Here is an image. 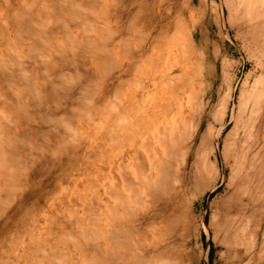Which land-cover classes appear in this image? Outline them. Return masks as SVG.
Segmentation results:
<instances>
[{
  "label": "bare ground",
  "instance_id": "bare-ground-1",
  "mask_svg": "<svg viewBox=\"0 0 264 264\" xmlns=\"http://www.w3.org/2000/svg\"><path fill=\"white\" fill-rule=\"evenodd\" d=\"M227 1L222 0L223 3ZM160 3L158 0H0V196L4 190L8 193L20 186L24 177L22 164L29 160V163L37 165L43 159H50L51 154L41 150L47 148L51 151L50 148L55 144L50 145V139L55 135L56 129L62 130L64 126V120L57 116V108L64 106L63 99L77 88L75 85L81 82L83 73L78 69V73H75V68L63 70V63L75 65L72 62L77 55L82 59L81 53L91 52L85 58L102 62L96 68L106 72L109 52L113 55L119 52L121 37L115 40L113 34L102 32L99 35L98 32L111 30L117 37L124 34L125 37L134 38V15L151 9L157 15L163 13L167 19L164 27V129H160L155 136V141L163 149L156 150V145L147 137L146 149L142 152H123L120 162L102 161L96 178L102 193V211L99 212L101 229L99 233L80 232L87 243L91 238H97L99 255L93 257L90 252H86L83 264H186V257H183L185 251L182 249L183 253L175 244L178 241L183 247L187 246L194 237L200 235L201 230L209 234L205 210L199 216L195 214L197 200L203 198L209 190H214L220 182H223L227 193L224 205H220L222 208L218 223L223 234L220 238L229 252L226 262L249 263L252 246L249 244L251 242L248 243L250 240H246L244 230L247 228L244 225L247 222L244 224L242 217L255 199L264 196V25L260 20L256 0L237 2L238 7L243 9L244 13L241 14L244 16L238 13V20H233L235 23L232 21L236 25L238 15L243 17L239 22L242 21L247 44L242 41L246 46L241 45L247 48L246 58L252 62L251 75L254 76V73L255 76L249 85L246 79L243 86H240L241 100L239 99V103L237 101L236 115L231 116L235 119L237 128L234 126L236 134L233 135L235 132L232 130L229 148L223 149L227 151L222 153L224 157L227 156L223 157L224 168L228 169L226 173L217 170L214 161H210L212 148L216 150L217 147V144L213 143V147L211 143L208 144L212 141L209 135L214 136V125H206V131L200 136L201 143L198 142L200 144L196 147L197 134L203 120L198 118L196 122L195 116L190 112L192 107L189 108L185 103L188 101L189 104L193 93L191 90L185 94L182 77L193 69L188 70L187 64L191 65L194 58L197 59V55L194 57L192 54L191 46V36L194 34L191 33L190 36L188 24L184 25L179 17L177 24L182 25L177 31L184 32L181 36L174 33L170 19L173 11L178 13L180 10L170 2ZM124 12L132 14L127 26L117 24ZM92 22L98 31L88 37ZM72 27L79 30H73ZM91 36H95V39ZM139 37L145 36L140 34ZM162 37L160 34L152 42L159 43ZM94 48L99 49L96 54L92 53ZM212 52L221 60L223 68L229 65L218 48ZM121 64H117L116 68ZM136 64H127V69L137 68V61ZM128 78L127 74L121 76L114 91L121 89ZM108 95L109 89L105 85L100 96L93 97L96 98L95 101L91 99L94 105L97 104L94 116L107 112L105 107ZM79 97L74 101L75 105L66 111H74L75 114L79 107L92 105L86 100L88 97ZM203 106L206 105L203 103ZM90 108L92 109L91 106ZM82 114L74 116L85 119L86 115V120L82 118V121L88 125L97 123L90 117V112ZM226 123L225 118L215 135L220 136ZM71 132L72 128L65 133ZM61 146L62 144L56 148L60 149ZM125 155H131V160L123 162ZM192 158L194 168L189 177L192 183L184 196L182 191L174 187L178 177L177 167L181 161L184 166L187 164L189 167ZM89 184L92 187V183ZM112 197L115 198L114 204L110 202ZM8 202L0 200V210ZM83 210V216L88 214L91 220L89 216H94L92 212L85 207ZM83 216L79 218L82 219ZM246 220L250 221L249 217L247 219L246 216ZM212 221L213 225L215 221ZM34 249H31L33 257L27 259V264H41L39 255L37 256L40 248ZM188 254L187 250L185 255ZM24 257L25 254L22 256L23 260Z\"/></svg>",
  "mask_w": 264,
  "mask_h": 264
},
{
  "label": "rangeland",
  "instance_id": "rangeland-1",
  "mask_svg": "<svg viewBox=\"0 0 264 264\" xmlns=\"http://www.w3.org/2000/svg\"><path fill=\"white\" fill-rule=\"evenodd\" d=\"M158 1L163 4L170 2L174 8L180 10L178 13L173 11L172 16L170 15L174 33L181 36L184 32V30L180 33L177 31L182 25V23L177 24L179 17L184 25L188 24L187 31L190 36L191 33L194 34L193 37L191 36V46L192 54L194 57L197 55V59L194 58L193 63L187 65L188 70L193 68L195 72L192 69L189 74L182 77L185 94L191 90L193 93L189 104H187L188 101L185 103L189 108L192 107L190 112L195 116L196 122L198 118L203 120L197 134L196 147L201 143L200 136L202 137L207 126L214 125L212 126L214 136L213 134L209 135L212 141H209L208 144L211 143L213 147L214 143L217 144V147L216 150L212 148L210 161H214L212 163L217 170L226 173L228 169L224 168L225 160L223 159L227 157V153L226 157L222 153L227 151L223 149L229 148V140L236 134L233 130L234 126L237 128L235 119H232L231 116L236 115V108H238L236 104L241 100L240 86H243L242 83L246 79L247 85H249L255 76L254 73V76L251 75L252 62L246 58L247 48L243 47L247 40H245L246 36L242 29V21L239 22L243 19L240 15L244 16L241 14V12L244 13L243 9L241 6L238 7L241 0H228L225 3L222 0ZM239 4L243 5L241 2ZM256 6L260 20L264 25V0H256ZM238 13H240L238 15L239 24L236 21L238 26L236 27L233 20H238L236 16ZM133 18H135V23H133L132 33L136 35L134 38L125 37L124 34L117 37L111 30L98 32L99 35L102 32L113 34L115 40L121 37L119 52L113 55L108 50L110 59L106 72L101 68H96L102 62L85 58L91 52L81 53L82 59L77 55L75 61L72 62L75 64H72L73 67L68 63H63V70L75 68V73L82 70L81 82L76 84L77 88L75 87V90L63 99L66 103L64 102L62 109L57 108V116L64 120V126L62 130L61 128L56 129L55 135L50 139V145L55 144L53 148L49 146L51 151L47 148L48 151L44 148L41 150V152L43 150L49 152L50 159H43L37 165L29 163V160L22 164L25 179L22 178L20 186L8 193L5 190L1 193L0 200L9 202L6 207L0 210V264H15V262L27 264V259L33 257L31 249L34 247L40 248V253H37V256L39 255L41 264H83L86 252H90L93 257H98L99 241H96L97 238H91L87 243L80 232L99 233L101 229L99 212L102 211V193L96 178L102 161L120 162L123 152L125 154L135 150L142 152L144 148L146 149L147 137H150L152 143L156 145V150L163 149L155 141V136L160 129H164V27L167 19L163 13L157 15L151 9L137 12ZM131 19L132 14L124 12L117 24H126L127 26ZM72 29L79 30L77 27H72ZM241 29L243 32L240 31ZM97 31L98 29L92 22L88 37ZM140 34L145 37L140 38ZM160 34L163 35L160 42L153 43V39ZM242 41L245 43L243 42V44ZM216 48L229 63L224 68L220 63L221 60L217 59L212 52ZM98 51L99 49L94 48L92 53ZM136 61L138 62L137 68L127 69V64L135 63L136 66ZM118 62L122 64L117 69ZM76 69L78 70L76 71ZM86 71L88 72L86 73ZM126 74L130 78L121 89L114 91L119 78ZM105 85L109 89L108 103L105 107L107 112L94 116L93 111H95L94 108H97L95 106L97 104L94 105L91 99L96 96L98 98ZM77 96L83 99L88 97L86 100L92 105L84 108L79 107V113L78 111L76 113L81 115L85 112L82 114L85 115L90 112V117L94 118L93 120L97 123L88 125L82 121L84 117L77 118L79 115L74 114V111L73 113L68 112L78 98ZM96 98H93V101ZM69 100L71 101L69 102ZM69 103L71 104L69 105ZM203 103L206 106H203ZM65 105L69 108H66ZM98 108L102 109V107ZM215 113H219V117H216L218 115ZM225 118L227 120L225 128L220 136L215 135ZM84 120H86V115ZM66 128V131L72 128V132L65 133L64 129ZM232 130L235 132L234 134ZM62 131L65 133L64 135ZM61 144L60 149L56 148ZM226 146L228 147L226 148ZM55 148L57 150H54ZM130 160L131 155H125L123 162ZM193 162L194 158L191 159L188 167L187 164L184 166L181 161L177 167L178 177L174 187L182 191L184 196L192 183L189 177L193 172ZM89 182L92 183V187ZM226 195L223 182H220L214 190H209L203 198L197 200L198 208L195 214L199 216L205 210L209 234L201 230L200 235L194 237L185 247L177 241L175 245L185 251L184 253L182 250L183 257H186L184 260L185 263L187 262L186 264H230L226 262L229 252L222 243L223 239L220 238L223 234L218 224L222 208L220 205H224L223 201H226ZM114 200L113 197L110 199L111 204H114ZM250 205L242 217L244 224L247 222L249 225L247 223L244 225L247 228L246 231L244 230L246 240H250L248 243L251 242L249 244L253 247H251L250 262L246 264H264V196H260L258 200L255 199ZM84 207L94 215L89 216L91 220H89L88 214L83 216L85 215ZM117 207L119 210L122 209L120 205ZM216 207L217 210H215ZM81 216H83L82 219L79 218ZM246 216L250 221H245ZM211 218L215 221L213 225L210 222ZM216 232L219 234L217 235ZM187 250L189 254L185 255ZM224 257H227V260Z\"/></svg>",
  "mask_w": 264,
  "mask_h": 264
}]
</instances>
